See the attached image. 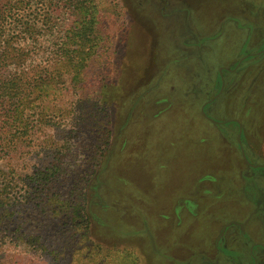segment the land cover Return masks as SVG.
<instances>
[{
	"label": "rangeland",
	"instance_id": "rangeland-1",
	"mask_svg": "<svg viewBox=\"0 0 264 264\" xmlns=\"http://www.w3.org/2000/svg\"><path fill=\"white\" fill-rule=\"evenodd\" d=\"M63 1L33 0L35 66L77 27ZM87 3L86 60L45 114L34 101L37 140L18 174L44 146L65 154L66 184L96 196L91 237L111 264H264V0Z\"/></svg>",
	"mask_w": 264,
	"mask_h": 264
},
{
	"label": "trees",
	"instance_id": "trees-1",
	"mask_svg": "<svg viewBox=\"0 0 264 264\" xmlns=\"http://www.w3.org/2000/svg\"><path fill=\"white\" fill-rule=\"evenodd\" d=\"M63 2L77 27L69 29L70 37L58 47L55 58L46 57L51 64L35 66L38 35L33 0H0V161L5 163L0 167V253L10 246L53 264H111L99 257L101 248L91 237L102 221L88 204L96 196L91 192L86 197L78 179L66 184L70 172L65 154L44 146L32 172L16 171L20 157H32L29 151L37 140L39 125L28 115L34 111V101L41 102L45 114L46 100L61 90L65 74L82 66L85 48L93 42V6L87 7L91 5L87 0ZM0 264L14 263L0 254Z\"/></svg>",
	"mask_w": 264,
	"mask_h": 264
}]
</instances>
